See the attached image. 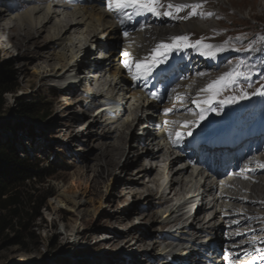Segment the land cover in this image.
Returning a JSON list of instances; mask_svg holds the SVG:
<instances>
[{"label":"rangeland","instance_id":"374dc122","mask_svg":"<svg viewBox=\"0 0 264 264\" xmlns=\"http://www.w3.org/2000/svg\"><path fill=\"white\" fill-rule=\"evenodd\" d=\"M2 4L0 0V10H6ZM10 4L15 8L22 6L21 11L28 5L23 0H12ZM213 7L211 24L219 27L221 33L211 32L196 40L214 43V38L230 37L232 55L223 62L222 67L226 66L227 70L221 76L239 65L237 70L244 81L238 79L235 86L228 87L230 93H247L254 105L264 106V96L255 94L257 90L264 91V0H217ZM218 17L221 19L216 20ZM10 18L6 17L2 24L14 25ZM59 19L68 20L66 15ZM52 24L34 39L24 41L25 48H17L13 40L8 41L0 33V77L13 89L3 95L0 104V144L13 148L26 169L1 198L4 202L0 203V220H3V224L0 222V264H133L134 260H138L136 264H170V261L148 263L142 257L154 250L153 241L159 238L158 242H164L165 234L180 228H164L162 220L154 215L157 208L145 200L150 193L153 203L161 196L155 182L168 171L167 162L164 157L146 159L144 152L156 149L151 145H136L134 138L140 133L135 126L131 130L119 126L115 131L112 127L111 140L103 139L100 124L86 130L91 119L97 118L98 123H103L100 111H109L105 100H99L90 110L86 101L92 100L86 93H94L103 84L91 80V91L86 85L69 95L63 93L65 88L53 77L59 67L50 57L46 42ZM110 44L118 46L115 41ZM87 48L92 51L85 57L98 63L104 61L100 51H93L92 45ZM242 50L244 53L239 54ZM36 51L46 53L51 59L33 57ZM237 57L240 60L235 65ZM43 78L50 80V84L44 85ZM219 93L220 97L222 90ZM104 95L109 98L114 93L105 87ZM217 95L214 91L213 96ZM78 100L82 103L75 104ZM23 105H29L28 114L21 113ZM124 108L125 117L135 109L131 104ZM68 116L80 119L74 133L65 127ZM122 131L126 133L117 142ZM113 142L117 151L107 161L113 158L116 164L107 170L106 159L102 160L100 155ZM144 168L148 176L137 181ZM61 191L76 192L77 204L60 197ZM176 191L179 190H167L164 198L174 200ZM262 192L264 196V188ZM259 202L261 205L252 212L264 218V197ZM240 209L239 206L236 211ZM190 214L185 216L188 222ZM206 241L197 239L195 244L202 248L207 245ZM164 243L172 244L170 240Z\"/></svg>","mask_w":264,"mask_h":264},{"label":"bare ground","instance_id":"6f19581e","mask_svg":"<svg viewBox=\"0 0 264 264\" xmlns=\"http://www.w3.org/2000/svg\"><path fill=\"white\" fill-rule=\"evenodd\" d=\"M1 1L6 10H0V33L5 35L8 41L13 40V45L17 48H25L26 44H22L24 41L34 39L44 31L48 24L53 23L49 28V37L46 42L49 46L48 50H51L50 57L56 61V65L59 67L57 68L58 72L53 77L60 83L62 88H65L63 93L68 94L72 90H77L86 85L90 86L89 90L91 91V80L102 82L103 86H97V91L90 94L89 92L86 93V96L88 94L92 97L91 101H86L90 110L94 107V104L96 106V103H99V100H105L107 103H105V106H108L106 108L109 111L106 113L104 111L99 112L101 117L104 118L102 124L98 123L97 118L87 121L86 130L100 124L101 128L103 126V129H101L103 139L111 140L113 139L112 127L115 131L119 126H125V130H131L132 126H135L140 133L138 137L134 138L136 145H151L156 149L152 152L146 150L144 152L146 159L165 158L168 171L161 175L159 182H155L161 196L156 199L157 202L153 203V200L150 199L152 193H150L145 200H148V205L157 208L154 215L162 220L164 228L167 226L171 227L170 229L177 226H180V228L175 229L176 232L173 231L172 233L170 231L169 234H165L166 237L162 240L164 242L170 240L172 244L158 242L159 238L152 242L151 248L154 250L143 256L141 255L148 263H154L155 261L160 263L166 261L167 263V261H170V264H194L201 254L206 256L217 255L227 249V230H230L231 227L234 232H237V227L240 224V228H243L242 232L249 234L251 229L248 230L247 227L250 226L249 228L253 229L252 233L260 237L264 227H259V225L264 222V218L257 217L255 212L252 211L255 207L261 205L259 201L264 197L262 195V189L264 188V178H262L264 177V167H262L264 165V154L261 156L260 163H253L252 166L256 170L251 171L245 180L235 182L231 187L224 190L223 198L225 202H223L214 190L218 189V186L211 184L208 176L193 171L186 164L193 162L201 165L202 155H205L207 150L203 148L201 151L198 150L199 154L192 158L181 157L176 148L169 151L168 141L172 142L177 129L182 131L185 129V124H190L192 114L197 116L202 113L203 116L208 117L215 115L210 110L201 111L197 107L208 105L209 101L212 103L214 91L205 92L202 89L218 80L226 72L227 67H222V65L225 59L232 55L230 51L233 42L230 37L224 39L214 38V43L196 39L202 38L211 32L221 31L219 27L211 24L215 12L213 4L217 0H164L165 5L168 3L174 5H202L196 10L197 14L191 17L190 8H186L173 17L155 16L147 12L139 15L118 16L114 11L109 10V0H106V12L96 4L102 0H23L28 3V5L25 4L27 8L24 11H21L22 6L19 8L10 6L12 0ZM6 6H10V9H7ZM127 12H132V10L128 9ZM219 13L220 11H218ZM64 15L67 16L68 20L62 21L59 19L60 16ZM6 17H11V22L15 24L9 27L4 26L2 23ZM218 19L221 18L218 17L216 20ZM125 33H127V36H125ZM176 36H187L190 44L202 41L204 44L213 45V50L223 48V51H218L215 58H211L215 61L214 63L203 64L205 66L203 70L200 66L201 75L194 81L193 85L189 84L187 79L181 81L180 78L183 74L186 78L190 76L191 65L195 58L192 54L198 51L201 52L203 49L200 47L173 49L160 58L161 62L153 68L151 75H140V78L133 79V76L137 74L136 62L152 63L155 57L154 50L159 45L171 44ZM111 41H115L118 46L110 44L113 43ZM221 41H225V43H221ZM91 45L93 51L98 50L101 55L103 54L104 61L98 63L85 57V54L92 51L87 48ZM226 45L229 47L227 48ZM48 46L46 45V47ZM242 53H244L243 50L239 54ZM45 54L42 51H36L33 57L49 61L51 58L46 57ZM189 55L193 59L188 60ZM236 60L235 65L238 64L240 59L237 57ZM125 61L129 63L130 68L125 67ZM199 62L200 60L196 63ZM181 63L186 64L184 72L178 69ZM171 75H173V79L166 83V79ZM238 79L244 81L241 76ZM49 82L51 81L43 78L44 85ZM105 87L111 94L114 93V96L105 98ZM230 91V88L222 90L223 93H229ZM241 96L242 93L240 98ZM251 98L247 94L246 99L250 101ZM244 101L245 99L241 101V104ZM78 103L82 102L80 100L75 102V104ZM127 104H131L135 109L134 111L131 110L132 112L129 111L130 113L125 117L123 114L125 112L124 106ZM232 105V101L228 102L220 107V111L230 113L229 107ZM225 122L229 121L221 118L218 123L224 124ZM64 124L68 132L74 133L75 130H78L77 126L80 124V119L68 116ZM175 124L179 127L173 131ZM125 133V131H122L117 142L120 140L119 138H123ZM221 133V125H218L210 131V137L217 138ZM75 137H79V134H76ZM181 139H187L184 132H181ZM114 142L106 145L104 153L100 155L102 160L106 159L107 170L116 164L113 162V158L111 161H107V158H111L114 152L117 151V145ZM140 173L141 175L139 174L137 181L149 174L145 168ZM176 189L179 191L174 193V200L168 201V198H164V193L167 190L174 191ZM58 195L73 204H77L75 200L76 192L61 191ZM239 198L247 202L241 208L244 213L235 218V214L238 213L233 205L239 202ZM221 201L223 206L220 204ZM250 210L251 212H249ZM188 214H190L189 218L191 217L189 222L188 218L185 219ZM238 217L239 220H237ZM229 218V225L231 226L227 228V225L224 222L222 223L221 220L225 221ZM114 219V222L118 223L117 218ZM245 224L246 226H244ZM212 233L214 237L211 239V244H207L202 248H199V244H195L197 239L199 240L202 236L206 239ZM236 234L234 233V235ZM262 241L263 239L256 237L252 240V243L261 245ZM183 255L186 257L181 258ZM137 261L134 260L133 264H136Z\"/></svg>","mask_w":264,"mask_h":264},{"label":"snow or ice","instance_id":"6c2138e0","mask_svg":"<svg viewBox=\"0 0 264 264\" xmlns=\"http://www.w3.org/2000/svg\"><path fill=\"white\" fill-rule=\"evenodd\" d=\"M202 5H174L172 3L164 4V0H109V10L114 11L118 16L128 15L131 16L132 14H142V13H151L155 16H168L173 17L174 15H178L180 12L184 11L186 8L191 9L190 15H196L197 9L200 8ZM128 9H131L132 12H127ZM173 9L175 10L173 12ZM211 15V13H209ZM127 36V33H125ZM187 48V47H200L203 49L201 51V55H207L210 58H215L218 51H223V48L213 50V45L211 44H204L202 41H197L195 44H190L188 42L187 36H176L173 38V42L171 44H162L159 45L157 49L154 50L155 58L153 59L152 63H147L144 61L136 62V70L137 74L133 76V79L140 78V75H151L153 68H155L160 62L164 55L167 52L172 51L173 49H180V48ZM127 55V53H125ZM125 67L130 68V65L127 61H125ZM239 65L237 66V69ZM237 69H234L231 72L226 73L225 75L221 76L218 80L209 84L205 89L202 91L205 92H213L215 91L217 94L221 90H227L230 86H235L238 83V78L242 75ZM247 79V77H245ZM249 87L251 85H248ZM242 91V89H241ZM256 95L264 96V91L257 90L255 93ZM247 93H243L241 98H246ZM234 99V98H231ZM225 101H220V103H224ZM198 103V102H197ZM209 104L211 101L208 102ZM201 118L203 119V114L201 113ZM179 139V136H178ZM264 167V165H262ZM258 251H260L258 249ZM224 259L227 261L228 257L225 256ZM260 259H264V255L260 257ZM231 264V261H229ZM250 264H256L255 261H250Z\"/></svg>","mask_w":264,"mask_h":264},{"label":"trees","instance_id":"16d2710c","mask_svg":"<svg viewBox=\"0 0 264 264\" xmlns=\"http://www.w3.org/2000/svg\"><path fill=\"white\" fill-rule=\"evenodd\" d=\"M13 89L8 87V81L0 77V104L2 105L3 95L10 93ZM30 112L29 105L21 106V113L28 114ZM26 169L23 160L19 158L17 152L11 148L0 144V203L1 198L5 196L8 188L18 182L24 175ZM25 180L23 178L21 181ZM11 201V200H10ZM3 224V220H0Z\"/></svg>","mask_w":264,"mask_h":264}]
</instances>
